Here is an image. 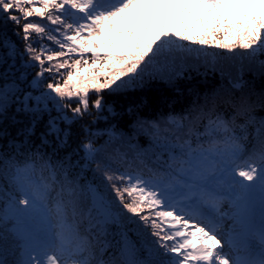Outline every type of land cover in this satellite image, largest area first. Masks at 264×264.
<instances>
[{
	"label": "snow or ice",
	"instance_id": "1",
	"mask_svg": "<svg viewBox=\"0 0 264 264\" xmlns=\"http://www.w3.org/2000/svg\"><path fill=\"white\" fill-rule=\"evenodd\" d=\"M0 264H264V0H0Z\"/></svg>",
	"mask_w": 264,
	"mask_h": 264
},
{
	"label": "trees",
	"instance_id": "2",
	"mask_svg": "<svg viewBox=\"0 0 264 264\" xmlns=\"http://www.w3.org/2000/svg\"><path fill=\"white\" fill-rule=\"evenodd\" d=\"M13 39H15V37H13ZM90 55V54H89ZM199 79V78H198ZM116 110L122 111L126 106H127V101L123 98H118L115 100V104H114ZM97 128L99 129H103L105 127V122L104 121H100L97 125Z\"/></svg>",
	"mask_w": 264,
	"mask_h": 264
},
{
	"label": "rangeland",
	"instance_id": "3",
	"mask_svg": "<svg viewBox=\"0 0 264 264\" xmlns=\"http://www.w3.org/2000/svg\"><path fill=\"white\" fill-rule=\"evenodd\" d=\"M90 54V53H89Z\"/></svg>",
	"mask_w": 264,
	"mask_h": 264
}]
</instances>
